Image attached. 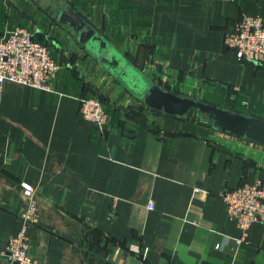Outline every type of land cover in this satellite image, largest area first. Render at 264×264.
I'll use <instances>...</instances> for the list:
<instances>
[{
	"label": "crops",
	"instance_id": "0c3cea01",
	"mask_svg": "<svg viewBox=\"0 0 264 264\" xmlns=\"http://www.w3.org/2000/svg\"><path fill=\"white\" fill-rule=\"evenodd\" d=\"M64 6L159 86L264 119V65L223 41L243 16L264 21V0H0V39L25 28L60 65L49 91L0 86V252L21 229L25 183L38 189L33 264H139L131 244L148 264H264V226L242 237L221 198L264 182V146L150 110L58 23ZM92 96L102 130L79 114Z\"/></svg>",
	"mask_w": 264,
	"mask_h": 264
},
{
	"label": "built area",
	"instance_id": "2783aa9c",
	"mask_svg": "<svg viewBox=\"0 0 264 264\" xmlns=\"http://www.w3.org/2000/svg\"><path fill=\"white\" fill-rule=\"evenodd\" d=\"M224 45L241 61L264 65V21L256 16H243L225 32ZM60 65L52 58L46 43L33 39L31 33L20 26H12L0 39V86L12 82L36 90H50V82ZM246 104V103H244ZM79 114L102 130L108 122L104 103L97 97L79 99ZM26 207L19 213L21 229L11 237L4 251L0 252V264H33L29 257L27 228L37 222L38 189L22 183ZM200 192V190H196ZM226 214L236 222L242 237L254 223L264 226V182L255 180L221 194ZM153 208V205H149ZM139 264H148V249L139 244L128 246Z\"/></svg>",
	"mask_w": 264,
	"mask_h": 264
},
{
	"label": "water",
	"instance_id": "95a60500",
	"mask_svg": "<svg viewBox=\"0 0 264 264\" xmlns=\"http://www.w3.org/2000/svg\"><path fill=\"white\" fill-rule=\"evenodd\" d=\"M57 21L75 33L77 43L88 56L150 110L171 117L189 116L196 121L206 118L210 129L218 133L264 146L263 118L195 100L159 86L70 6L60 10Z\"/></svg>",
	"mask_w": 264,
	"mask_h": 264
},
{
	"label": "trees",
	"instance_id": "16d2710c",
	"mask_svg": "<svg viewBox=\"0 0 264 264\" xmlns=\"http://www.w3.org/2000/svg\"><path fill=\"white\" fill-rule=\"evenodd\" d=\"M126 57H127V56H126ZM127 58H128V57H127ZM165 89H167V88H165ZM167 90H168V89H167ZM157 113H159V112H157ZM177 118H183V119H186L188 122H190V123H192V124H195V125H197V126L210 128V127H209L210 122H208V121L206 120V118H202V117H200L199 121H196L194 118H191V117H189V116H183V117H177Z\"/></svg>",
	"mask_w": 264,
	"mask_h": 264
}]
</instances>
